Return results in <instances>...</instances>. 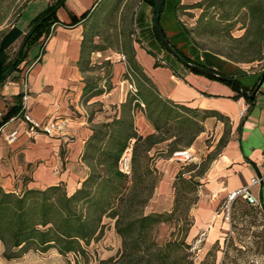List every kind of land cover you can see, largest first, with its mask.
<instances>
[{
    "label": "crops",
    "instance_id": "0c3cea01",
    "mask_svg": "<svg viewBox=\"0 0 264 264\" xmlns=\"http://www.w3.org/2000/svg\"><path fill=\"white\" fill-rule=\"evenodd\" d=\"M95 1L66 0L64 6L57 10L58 21L69 24L72 17H80ZM49 2L50 0H30L21 11L15 26L25 31L30 21ZM178 2L184 3L183 0H164L159 18L160 27L171 44L190 59L234 78L242 88L253 89L258 84L262 70L249 64L230 62L194 47L174 19V7ZM152 17L150 4L139 0L132 16L135 34L132 45L136 63L152 80L162 99L186 107L195 111L194 113L200 112L203 115V112H214L221 117L201 119L203 130L189 147L197 163L201 156L209 154L218 146L217 155L204 171L201 185L209 198V206L215 204L219 196L248 186L252 178H260L261 182L251 186L249 191L264 211V81L251 103H247L246 98L234 99L236 92L229 86L194 74L179 61H170L164 57L153 33ZM82 32V22L70 27L52 25L50 33L40 39L44 49L37 62L34 63V57L39 50L38 46H34L28 53L26 63L20 65L19 70L9 76L1 87V116L9 106L14 105L15 97L21 94V84L25 79L30 90L27 101L30 117L41 123L55 116L63 120L66 126L61 134L53 137L43 134L28 136L27 127L20 120H9L0 127V186L6 192L20 193L25 189L63 185L67 193L72 194L87 174L81 154L91 134V125L110 122L118 117L114 116L115 109H121L128 91L125 81L119 79L125 70V64L120 61L118 54L111 51L91 54L92 64L108 60L113 64V88L89 98L92 99L90 104L103 103V108L108 112L89 123L85 108L78 105L85 85L83 74L77 68ZM110 106H113L112 112ZM139 113L137 133L142 136L152 134L153 129L145 120V114L142 111ZM15 129L18 130V136L19 133L21 136L12 143L7 142L6 136ZM69 133L75 135L74 141H67L65 136ZM210 138L212 146L207 147L206 140ZM167 150L168 147L164 151L167 153ZM181 164L187 165L175 162L170 157L156 162L157 168L176 177ZM198 223L197 219L196 224ZM2 252L0 242V264H10L12 261L3 259Z\"/></svg>",
    "mask_w": 264,
    "mask_h": 264
},
{
    "label": "trees",
    "instance_id": "16d2710c",
    "mask_svg": "<svg viewBox=\"0 0 264 264\" xmlns=\"http://www.w3.org/2000/svg\"><path fill=\"white\" fill-rule=\"evenodd\" d=\"M5 1L7 0H0V90L7 78L17 72L20 65L26 63L31 48L38 46L39 53L34 57V60L40 57L44 49L43 41H40V39L50 33L52 25L70 27L77 23H83L77 68L81 74L91 71L93 67L91 54L112 49L110 46L102 45L95 41L100 36L101 15L107 13L108 16L105 15L103 17L104 21H107L118 12L114 20L119 21L125 6L122 3L123 0H96L92 7L80 17H72L71 22L65 24L58 21L56 13L59 8L64 6L66 0H50L45 9L30 21L26 30L21 31L15 26V23L30 0L25 1V4L18 8L12 20L8 17V10L14 0H9L11 4L4 7ZM143 1L148 2L153 11L154 0ZM163 6L158 16V22ZM180 9L185 12L189 9H198L200 11L194 27L187 28L186 25L181 23L178 16ZM132 16L133 13H131L130 17L133 30ZM174 19L189 38L191 44L200 51H207L236 64H252L264 60V0H200L193 5H181L178 2L174 7ZM113 28L116 39L119 38L120 43H122V50L120 49V51L127 58L126 63L129 66V70L139 80L152 84L151 80L135 61L131 35L125 34L124 31L116 26ZM236 30L240 31L241 34L235 36L234 32ZM153 33L161 46L157 35L154 31ZM163 34L169 41L164 32ZM18 39H21V43L14 55L10 56L8 49ZM203 39L212 40L214 47L213 45L202 44ZM161 49L164 50L162 46ZM174 49L184 61L199 65L177 48L174 47ZM131 66L135 68L136 72L132 71ZM200 66L225 77L226 79L223 81L216 78H208L229 86L236 92L233 97L236 100L245 98L239 88L250 94L256 87L251 90L242 88L234 78L223 75L203 64ZM263 71L264 67L262 73ZM137 72L139 74H136ZM137 84L139 90L137 89L136 92H139V94L134 95L135 98L130 97L125 100L121 105L120 115L110 122L100 123L105 132H98L95 130V125H92L91 134L86 140L81 154V161L88 172L79 188L72 194L67 195L61 185L49 186L45 189H25L20 193L6 192L0 186V242L3 246V259L13 261L20 259L28 252L45 253L49 249H55L62 256L79 253L85 255L83 246H88L92 238H97L103 232L102 217L107 212L114 211L112 214L113 218H116L115 230L121 239V249L116 256L98 260L97 264H133L134 261V264H140V254L149 252V249L142 248L138 244L135 247H131L128 242V234L132 228V230L137 229L139 235H144L150 225L159 222L161 219L160 215L139 216L125 227L126 225L120 213L115 211L123 200L124 191L119 192L116 187L111 188L116 191L115 197L112 201L108 200L102 203L100 200L105 199H99L97 202L95 196L97 191L102 194L106 186L110 185L112 187L111 184L114 186V184L116 185L127 177V175L119 171L118 161L129 146L134 153L136 144L154 138L156 134L163 130V127L158 125L157 120L152 118V113L148 116L147 111H145V117L151 124L153 133L145 138L137 133L133 119L130 117V109L132 106L138 107L140 100L147 106L148 110L150 106L146 96H142L143 86L140 83ZM87 85L85 82L82 98L86 94L89 95V98L93 94L103 93L102 91L92 93L95 87ZM153 88L156 95L155 100L160 102L161 109L159 114L160 116L164 115V126L168 128L164 131L167 136L159 138L160 140L158 139L154 143L170 140L167 145V154L171 156L173 152L180 150H175L178 144L176 140L179 136L187 134V141L184 143L187 148L194 138L202 132L203 127L201 124L193 122V119L186 114L187 112L194 113L195 111L162 99L154 85ZM21 96V94L17 95L14 105L9 106L0 117V127L20 112L22 106ZM252 100L245 99L247 103H251ZM132 109L131 113L134 116V108ZM209 116L218 115L214 112H203L201 119ZM218 117L221 118L220 116ZM92 119V116L87 117L89 123L92 122ZM100 141H104L103 146L99 145ZM182 178V173L176 177L177 180ZM79 202L85 206V210L87 207L96 208L98 214L95 218L90 219L88 216L79 214L77 211ZM114 203H116V207ZM167 244L155 255L159 264H172L166 251L174 245ZM148 264L153 263L149 261Z\"/></svg>",
    "mask_w": 264,
    "mask_h": 264
},
{
    "label": "rangeland",
    "instance_id": "374dc122",
    "mask_svg": "<svg viewBox=\"0 0 264 264\" xmlns=\"http://www.w3.org/2000/svg\"><path fill=\"white\" fill-rule=\"evenodd\" d=\"M25 1L27 0L13 1V4L8 10V17L10 20L13 19V15L17 12L18 8L25 4ZM138 1L139 0H123L122 3H124L125 6L119 21L114 20L118 12L115 13L114 17L110 18V20H105L106 22L103 17L107 15V13H103L101 15L100 36L98 39H95V41L102 45L112 47V49H108L107 51L118 54L120 56V61L125 64V70L120 74L119 79L124 80L127 85L128 92L126 99L130 97L135 98L134 95L139 94V92H136L137 89L139 90L137 83L143 86L142 96L145 95L150 102L149 110L141 100L139 101L140 105L138 107L132 106L130 109V117L133 119V124L137 132L138 128L136 121L140 111H142L143 114L147 111L148 116L152 113V118L157 120L158 125L162 126L163 130H161L159 134H156L154 138L136 144L134 153L129 146L131 151L130 175L116 185L114 184V186L111 184L112 187H110V185L106 186L102 194L97 191L95 194L97 202L102 198L105 200H100L101 203L108 200L112 201L116 191L111 188L116 187L119 192L124 191L121 204L116 207V203H114V206L117 208L115 211H118L123 218V222L126 225L125 227L139 216L160 215L161 219L159 222L150 225V228H148L144 235H139L137 229L132 230V228L131 232L128 234V242L131 247H135L136 244H138V246L142 248L149 249V252L140 254V264H148L149 261L153 264H159L155 255L159 250L163 249L165 245H168L167 243L174 245L171 249L166 251L167 256H170L172 264H264L263 210L259 207L248 205L241 198L229 201L228 195L219 196L216 203L209 206V198L201 189L204 171L217 155L218 146L209 154L201 156L199 161H197V163L195 162L196 164H181L177 174L179 175L182 173L184 180L183 178L177 180L176 175H171L157 168V160H166L170 157V155L164 151L169 141L160 142L157 145L154 143L159 138L167 136L164 132L165 129H168L164 126V115L160 116L159 114L161 109L160 102L155 100L156 95L153 91L154 84L152 83V85L150 82L145 83L141 79L140 81L133 72L129 70V66L126 63L127 58H125L120 51L122 43H120L119 38L116 39L115 30L113 28L115 26L118 27L120 30L124 31L125 34L131 35L130 38L134 40L135 34L131 28L130 17ZM183 1L184 3H181V5H193L200 0ZM10 4V1L7 0L4 2L3 6L6 7ZM199 13L200 11L198 9H189L186 12L180 9L178 11V16L181 23L186 25L187 28H192L196 23ZM132 34L134 37H132ZM240 34L241 32L238 30L234 32L235 36ZM20 43L21 39H18L10 46L8 49L10 56L14 55ZM201 43L208 46L213 45L212 40L203 39ZM163 55L170 61L175 60L167 51L163 50ZM122 56L124 59H122ZM198 64L201 65L200 63ZM112 65L111 60H108V62L102 61L100 64L95 63L92 64L93 67L91 71L83 74V79L86 84H88L87 86L96 88V90L93 89L92 93H99L100 91L103 93L109 92L111 88H113V82L111 81L113 72ZM249 65L254 66V68L258 70H262L264 67V60ZM130 68L132 71L136 72L133 66ZM136 74L139 73L137 72ZM88 96L89 95L86 94L85 97H80L78 100V105L85 108L87 117L92 116V118L95 119L101 114L103 116V114H105L104 112H108V110L103 108V103L94 102L90 104V100L92 99H89L90 97L88 98ZM3 102L7 103L6 101ZM132 108H134V116L131 113L133 110ZM112 111L113 106H110V112ZM0 112L2 113L3 111L0 110ZM115 112L116 114L114 116L120 115V113H118L120 112L119 109H115ZM74 114L78 115L76 111H74ZM186 114L193 119V122L201 124L202 114L200 112H187ZM145 120L147 121L146 117ZM94 127L98 132H105L100 123ZM20 134L21 133H19L17 138L21 136ZM65 137L67 141L75 140V135L71 133L66 134ZM141 137L145 138L146 136L141 135ZM187 137V134H182L177 138L176 141H178V144L175 150L186 148L184 143L187 141ZM104 141H100L99 145L103 146ZM211 141L212 138L206 140L207 147L212 146L210 143ZM61 188L67 195H70L63 185H61ZM199 202L200 206L198 207ZM77 211L79 214L88 216L90 219L95 218L98 214L96 208L87 207L85 210V206L80 202L78 203ZM112 213H114V211L107 212L102 217V223L104 225L102 234L97 238H92L88 246H83L85 255L79 253L62 256L58 254L55 249H49L45 253L28 252L24 255L25 257L23 256L24 258L21 257L20 259L13 260L10 264H97L98 260L114 257L121 249V239L116 233V218H113ZM197 219L200 222L198 224H196ZM134 263L135 261L133 264Z\"/></svg>",
    "mask_w": 264,
    "mask_h": 264
},
{
    "label": "built area",
    "instance_id": "2783aa9c",
    "mask_svg": "<svg viewBox=\"0 0 264 264\" xmlns=\"http://www.w3.org/2000/svg\"><path fill=\"white\" fill-rule=\"evenodd\" d=\"M122 59H124L123 56H122ZM37 60L34 63H36ZM21 88H22L21 90V95H22L21 96V105H22L21 110L16 115V117L11 118L10 121L20 120L22 123H24L27 127L26 134L30 137H33L37 134H43L49 137H53L55 135L61 134L66 129V126H65L64 121L61 120L60 118L53 116L47 121L40 123V122L33 120L30 117L27 111V101L30 95V90H29L28 84L25 79L22 81ZM0 117H1V113H0ZM17 136H18V130L15 129L14 131H12L10 134L6 136V140L7 142L12 143L13 141L16 140ZM130 152H131L130 148H127L123 152V154L121 155L118 161L119 171L127 176L130 175V171H131V166H130L131 153ZM170 158L174 161L184 163V164L196 162V158L194 157L190 148L177 150L172 153ZM260 182H261L260 178H252L248 186H245L233 192H230L228 194V200L233 201L237 198H241L248 205L260 208L257 199L249 191V188L251 186L258 185Z\"/></svg>",
    "mask_w": 264,
    "mask_h": 264
},
{
    "label": "water",
    "instance_id": "95a60500",
    "mask_svg": "<svg viewBox=\"0 0 264 264\" xmlns=\"http://www.w3.org/2000/svg\"><path fill=\"white\" fill-rule=\"evenodd\" d=\"M164 4V0H154V9H153V17H152V29L155 32V34L157 35L159 42L161 44V46L164 48L165 51H167L168 53H170L177 61H179L184 67H186L187 69L206 76V77H210V78H216L220 81L225 80L226 78L223 76H219L215 73H213L212 71H209L208 69L201 67L200 65H196V64H192V63H188L186 61H184L181 56L177 53V51L174 49L173 45L165 38L162 29L159 25L158 22V16L161 12L162 6ZM264 81V71L258 81V84L256 85V87L254 88V90L248 94L247 92L243 91L241 88L240 91L244 94L245 98L248 100H252L254 99V96L258 90V88L260 87V85L263 83Z\"/></svg>",
    "mask_w": 264,
    "mask_h": 264
}]
</instances>
